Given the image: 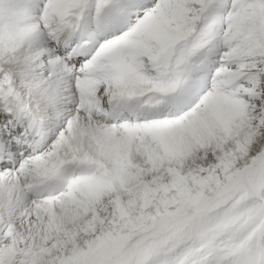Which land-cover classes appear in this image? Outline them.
Segmentation results:
<instances>
[{
    "label": "snow or ice",
    "instance_id": "snow-or-ice-1",
    "mask_svg": "<svg viewBox=\"0 0 264 264\" xmlns=\"http://www.w3.org/2000/svg\"><path fill=\"white\" fill-rule=\"evenodd\" d=\"M0 264H264V0H0Z\"/></svg>",
    "mask_w": 264,
    "mask_h": 264
}]
</instances>
